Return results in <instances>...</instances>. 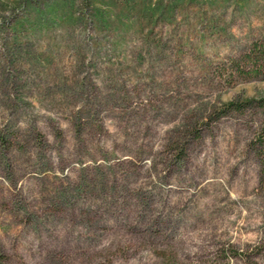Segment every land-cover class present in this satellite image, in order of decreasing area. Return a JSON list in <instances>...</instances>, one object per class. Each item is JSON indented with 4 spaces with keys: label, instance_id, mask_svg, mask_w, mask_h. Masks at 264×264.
Listing matches in <instances>:
<instances>
[{
    "label": "rangeland",
    "instance_id": "rangeland-1",
    "mask_svg": "<svg viewBox=\"0 0 264 264\" xmlns=\"http://www.w3.org/2000/svg\"><path fill=\"white\" fill-rule=\"evenodd\" d=\"M263 44L264 0H0V264H264V107L219 116Z\"/></svg>",
    "mask_w": 264,
    "mask_h": 264
},
{
    "label": "trees",
    "instance_id": "trees-1",
    "mask_svg": "<svg viewBox=\"0 0 264 264\" xmlns=\"http://www.w3.org/2000/svg\"><path fill=\"white\" fill-rule=\"evenodd\" d=\"M247 60H251L253 64L252 66V73H259V71H264V44L259 46L256 50H254V53L247 55ZM237 69H242V67L237 65ZM250 73V72H248ZM258 103V105L264 107V98L258 99V100H252L248 99L245 101H229L224 104V106L221 108V112H219V116L226 115L232 111L241 112L245 110L248 106ZM255 148L256 151L260 157L261 162V173L262 177L264 178V127L262 128V131L258 134L256 140H255Z\"/></svg>",
    "mask_w": 264,
    "mask_h": 264
}]
</instances>
